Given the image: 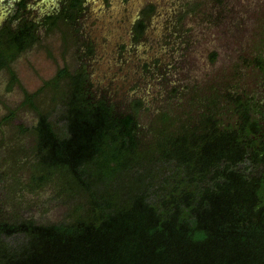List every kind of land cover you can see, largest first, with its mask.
I'll list each match as a JSON object with an SVG mask.
<instances>
[{"label":"trees","instance_id":"16d2710c","mask_svg":"<svg viewBox=\"0 0 264 264\" xmlns=\"http://www.w3.org/2000/svg\"><path fill=\"white\" fill-rule=\"evenodd\" d=\"M192 1L182 5L180 21L205 5ZM56 2L34 17L29 0H13L0 24V72L10 84L18 83L14 62L46 48L47 37L59 33L63 50L74 47L70 63L38 91L24 90L33 125L12 123L14 112L0 121L15 128L0 142V150L11 143L0 159L10 165L0 173L7 184L0 264H264L260 102L231 85L170 102L144 124L142 100L121 106L95 89L87 67L93 45L75 29L86 0ZM153 12V5L142 10L135 42ZM260 27L242 65L264 79Z\"/></svg>","mask_w":264,"mask_h":264},{"label":"rangeland","instance_id":"374dc122","mask_svg":"<svg viewBox=\"0 0 264 264\" xmlns=\"http://www.w3.org/2000/svg\"><path fill=\"white\" fill-rule=\"evenodd\" d=\"M187 1L86 0L84 16L75 26L78 38L93 45L94 55L88 59L87 67L95 89L121 106L142 100L144 124L170 102L180 104L187 98L211 97L216 90L224 92L231 85L238 91L248 89L264 100L262 73L253 65H242V57L250 56L263 25L264 0H204L205 5L198 12L189 13L180 21L181 7ZM56 3L29 0V10L39 17ZM12 4L13 0H0V24ZM149 5L154 6L149 26L143 38L135 42L134 24ZM60 36L56 33L47 37L46 48L36 46L14 62L18 83L10 84V75L0 72V121L14 112L17 117L12 123L33 125L35 112L23 105L24 90L38 91L73 58L74 47L63 50ZM50 96L39 100L50 102ZM0 130L1 142L9 140L15 128L0 124ZM6 147H1L0 159L7 157ZM1 163L2 160L3 173L10 165ZM6 186L0 184V198L5 195ZM21 206H26L25 201Z\"/></svg>","mask_w":264,"mask_h":264},{"label":"flooded vegetation","instance_id":"af4514ba","mask_svg":"<svg viewBox=\"0 0 264 264\" xmlns=\"http://www.w3.org/2000/svg\"><path fill=\"white\" fill-rule=\"evenodd\" d=\"M263 87H264V79H263V83H262ZM245 97V95L243 96ZM250 97H256V100L260 102V106H261V112L263 113L264 115V100L263 99H258L257 97H262V96H259V94H252L250 95ZM264 118V117H263Z\"/></svg>","mask_w":264,"mask_h":264}]
</instances>
